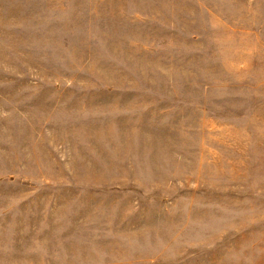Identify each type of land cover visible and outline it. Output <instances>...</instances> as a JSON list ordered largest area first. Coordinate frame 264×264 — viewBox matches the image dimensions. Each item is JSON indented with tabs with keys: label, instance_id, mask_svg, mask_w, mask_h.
Returning a JSON list of instances; mask_svg holds the SVG:
<instances>
[{
	"label": "rangeland",
	"instance_id": "1",
	"mask_svg": "<svg viewBox=\"0 0 264 264\" xmlns=\"http://www.w3.org/2000/svg\"><path fill=\"white\" fill-rule=\"evenodd\" d=\"M0 264H264V0H0Z\"/></svg>",
	"mask_w": 264,
	"mask_h": 264
}]
</instances>
